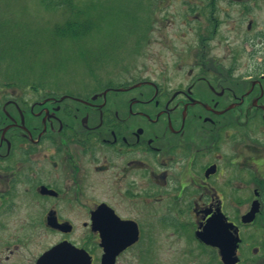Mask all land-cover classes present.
I'll list each match as a JSON object with an SVG mask.
<instances>
[{
    "label": "flooded vegetation",
    "instance_id": "af4514ba",
    "mask_svg": "<svg viewBox=\"0 0 264 264\" xmlns=\"http://www.w3.org/2000/svg\"><path fill=\"white\" fill-rule=\"evenodd\" d=\"M160 2L158 68L0 84V264H264V0Z\"/></svg>",
    "mask_w": 264,
    "mask_h": 264
},
{
    "label": "rangeland",
    "instance_id": "374dc122",
    "mask_svg": "<svg viewBox=\"0 0 264 264\" xmlns=\"http://www.w3.org/2000/svg\"><path fill=\"white\" fill-rule=\"evenodd\" d=\"M66 1L70 2L69 7L66 4L56 5V0H0V39L9 41V46L26 42L24 57L21 59L24 64L32 66L21 69V59L18 63L14 60L18 59V55L6 58L0 53V84L45 83L58 92L81 93L87 88V83H92L90 77L93 69L97 72V78L103 80L107 76L118 78L126 70L156 69L163 63L151 59V53H154V47L157 51L158 45H147L149 40L158 35L159 26L154 22L157 14L165 15L170 9L166 8L165 14L158 12L160 0ZM172 14L176 20L175 12ZM72 20L82 22L81 28L84 29L79 38L74 40L68 35L57 36L53 33L57 25L66 26L75 22ZM170 27H173L169 28L170 34L178 30L174 25ZM152 29L154 32L150 33ZM87 40L96 43H87ZM93 46L95 49L99 46L101 56L96 57L95 62L98 64L93 62L89 65L83 60L88 57L83 50L91 52ZM101 47H109L111 51L100 50ZM237 47V43L233 42L232 48ZM102 52L109 54V59H105ZM230 60L241 66L240 57H231ZM52 241L42 237L41 245ZM176 253L179 251L175 248L171 252L167 249L155 251L153 255L164 260L156 264H170L178 259L172 260ZM133 256L135 253H127L118 264H154L153 260L150 263L147 259V253L141 261ZM185 262L183 259V264Z\"/></svg>",
    "mask_w": 264,
    "mask_h": 264
},
{
    "label": "trees",
    "instance_id": "16d2710c",
    "mask_svg": "<svg viewBox=\"0 0 264 264\" xmlns=\"http://www.w3.org/2000/svg\"><path fill=\"white\" fill-rule=\"evenodd\" d=\"M55 3H56V5H64V4H66L67 7L70 6V2L66 1V0H56ZM72 21H75V22L68 23L69 25H66V26L57 25L53 29V33H56L57 36H67L68 35L67 37L73 38L74 40L77 39V37L80 36V34L82 33L81 30L84 29V28H81L82 27V25H81L82 22L78 23L77 20H72ZM87 41H89L87 43H93V44L96 43V42H94L92 40H87ZM25 44H27V43L25 42ZM25 44L24 43H18V44H15L13 46H9V41L3 40V38H2V39H0V48H2V49H0V53L2 55H4L6 58L8 56L18 55V59L17 60L14 59L18 63L19 60L24 57V53H25V50H26L25 49L26 48ZM80 46H81V44H80ZM91 50H93V51L89 52L86 49L83 50V52H86L88 54V57H86V58L84 57L83 60H85V62L87 64H89V65H92L93 62L95 64H98L97 62H95L96 59L93 58V53L92 52L95 51L94 46L92 47ZM83 52H82V55H84ZM31 58H32V56H31ZM21 62H22L21 63V69H24L26 66L32 67L31 65H27L26 63L24 64V61L22 59H21ZM18 71H20V70H18Z\"/></svg>",
    "mask_w": 264,
    "mask_h": 264
},
{
    "label": "water",
    "instance_id": "95a60500",
    "mask_svg": "<svg viewBox=\"0 0 264 264\" xmlns=\"http://www.w3.org/2000/svg\"><path fill=\"white\" fill-rule=\"evenodd\" d=\"M72 251L73 250L68 248L67 246H64L63 244H59L56 247H54L49 253H47V258L45 259L51 260V261L53 260V264H71L70 260L60 257L59 255H62L65 253H71ZM116 253L117 251H111L106 248L105 254L102 258V264H114L113 259Z\"/></svg>",
    "mask_w": 264,
    "mask_h": 264
}]
</instances>
